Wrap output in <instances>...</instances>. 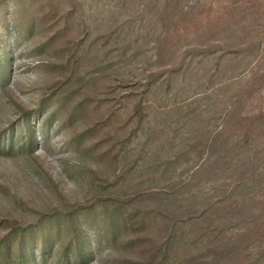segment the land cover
<instances>
[{"label": "rangeland", "instance_id": "374dc122", "mask_svg": "<svg viewBox=\"0 0 264 264\" xmlns=\"http://www.w3.org/2000/svg\"><path fill=\"white\" fill-rule=\"evenodd\" d=\"M1 69L0 243L264 264V0H0Z\"/></svg>", "mask_w": 264, "mask_h": 264}, {"label": "trees", "instance_id": "16d2710c", "mask_svg": "<svg viewBox=\"0 0 264 264\" xmlns=\"http://www.w3.org/2000/svg\"><path fill=\"white\" fill-rule=\"evenodd\" d=\"M0 76L2 80L1 83L3 84L4 75L2 69L0 70ZM137 110L139 111L138 107ZM25 127V137L27 140L22 146H32L35 135L29 117L26 118ZM73 220L74 231L72 232V237L62 252L65 264H72L74 260L83 263L88 256L86 253L88 246H85V240L82 236L83 231L81 221L79 217H76ZM23 230L24 229L20 230L19 228H13L12 231L3 238L2 243H0V264H47L48 258L46 254L50 237L45 234L41 239L37 240L36 235L40 233H34L29 228ZM57 232L59 233L60 230ZM39 244L41 250L40 261L35 254L36 246Z\"/></svg>", "mask_w": 264, "mask_h": 264}]
</instances>
